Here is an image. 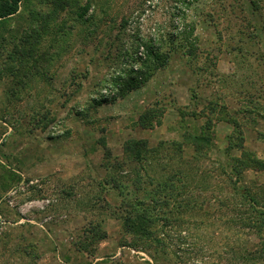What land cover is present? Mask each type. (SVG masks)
Listing matches in <instances>:
<instances>
[{"label": "rangeland", "instance_id": "1", "mask_svg": "<svg viewBox=\"0 0 264 264\" xmlns=\"http://www.w3.org/2000/svg\"><path fill=\"white\" fill-rule=\"evenodd\" d=\"M183 23L194 25L188 43L180 38ZM148 41L160 46L157 60L146 52ZM56 66L57 74L50 69ZM128 67L145 72L115 99H129L122 112L124 120L131 114L126 125L139 129L137 118L143 115L146 123L158 118L163 133L171 131L160 138L172 146L163 145L161 158L142 163L155 177L164 175L161 166L166 173L184 167V186L175 182L180 192L175 202L199 206L173 224L158 222L165 248L120 232L108 239L104 258L94 264H260L241 255L259 246L262 235L236 219L245 211L244 189L264 186V171L248 161L264 159V0H21L15 14L0 18V212L5 220L0 264H92L100 254L102 219L109 211L118 213L100 201L101 194L99 200L73 201L87 219L81 229L69 230L67 217L51 215L54 204L44 211L30 206L27 211L35 216L22 221L3 193L18 180L9 172V159H19L20 147L35 131L65 132L67 117L76 111L83 115L82 107L94 117L93 98L108 85L115 90L112 79ZM70 79L78 90L67 89ZM56 95L60 100H53ZM142 105L151 108L148 116L145 109L138 111ZM182 135L189 137L184 145ZM101 142L105 145V138ZM123 158L129 161L118 174L146 179L144 171L133 169L138 164L132 156ZM69 204L62 205V214L72 212ZM45 213L52 217L40 227ZM120 245L124 249L111 257Z\"/></svg>", "mask_w": 264, "mask_h": 264}, {"label": "crops", "instance_id": "2", "mask_svg": "<svg viewBox=\"0 0 264 264\" xmlns=\"http://www.w3.org/2000/svg\"><path fill=\"white\" fill-rule=\"evenodd\" d=\"M50 69L56 74L61 70L58 66ZM59 85L60 82H58ZM78 86L70 79L66 87L67 89L78 90ZM53 100H60V97L53 96ZM128 100L123 96L122 99L95 105L93 106V109H96L94 117H90L89 107H82L79 111H82L83 115L76 111L67 117L65 120L67 130L65 132L54 133L40 128L42 130L35 131L33 134L35 136L30 143H24L20 147L19 159L13 157L9 159L11 176L15 174L13 172H16L15 176L18 179L16 183L23 185V190L15 198L14 206V209H17L21 214L19 219L30 221L35 216H30L27 211L30 207L27 204L29 201L49 198L51 200L49 205L54 204L55 206L54 214L51 215L58 214L57 216L67 217L68 221L66 222L69 224V230H76L84 227L87 215L85 210H81L82 207H75L77 205L73 202L74 200L82 204L90 201V199L99 200L95 197L101 194L102 200L110 204L112 208L120 203L121 192L115 187H110L104 180L110 175L117 178V172L125 171V169L120 170L121 167L118 165L122 158L127 155L123 149V142L138 138L148 139V142L151 140L158 141L161 139L160 137L165 138V134L171 132L167 129L163 133L164 130L161 131L162 129L158 128L162 126L158 125V118L156 117L152 123L154 125L141 126L139 124V129L134 125H126L130 121L131 114L126 115L127 120H124L122 112L125 109L124 104ZM177 102L178 104L181 103L180 100ZM185 102L187 103L186 100H183L181 104L184 105ZM121 107H123L122 111ZM146 108L145 105H142L138 111ZM120 112L121 116L118 115ZM137 121L139 122L138 118ZM99 123L102 125L100 126ZM74 124H78V126ZM164 127L167 128L166 125ZM110 129L112 131H109ZM150 132H154V135L148 137ZM5 135H9V131H6ZM103 138L106 141L105 145L101 142ZM9 179L11 180L12 177ZM99 181H102L105 188L99 184ZM10 186L6 188L3 195L10 190ZM68 202L72 212L62 214L61 211L64 210L62 205H66ZM35 209L38 210L36 207ZM102 222L106 237L101 239L97 248L100 254L94 256L92 264L104 258L103 252L108 244V239L121 232V220L114 213L107 212ZM15 223H20V221ZM67 231L64 230V232ZM124 247L120 245L116 248L111 257L120 254Z\"/></svg>", "mask_w": 264, "mask_h": 264}, {"label": "trees", "instance_id": "3", "mask_svg": "<svg viewBox=\"0 0 264 264\" xmlns=\"http://www.w3.org/2000/svg\"><path fill=\"white\" fill-rule=\"evenodd\" d=\"M20 2L21 0H2L3 4L0 5V18L15 14ZM183 19L185 18L183 17ZM193 29L194 25L191 23L182 24V29L180 31V38L182 41L185 43L189 42V36L192 34ZM143 45L147 54L153 56L156 60L160 57L159 45L150 41ZM125 65L127 66L126 63ZM159 65H162V63H158V66ZM144 72V68L133 69L132 67L125 69L124 73L119 72V75L112 79L115 90H112L107 83L113 94L111 96H109V94L104 96L99 92V95L93 98L94 104L98 105L103 102H111L114 101L119 94L125 95L123 93L130 90V88L142 78ZM249 102H252V100L250 99ZM149 110H151L150 107L146 108L143 112L144 115H147ZM178 114L180 116L181 112ZM151 118L153 119V117ZM145 119L146 117L144 118L143 115L139 116V124L141 126L152 125V120L146 123ZM182 137V144L184 145L188 142L189 137L188 135H182ZM200 138L203 137L201 136ZM204 140H206L205 137L203 138V141ZM163 145L172 146V143L167 139L161 138L155 143L154 147H148L147 139L125 140L123 142L124 151L130 157L132 156L133 160L138 164V167H134L133 169L137 170V172L144 171L142 174H145L146 179L143 180L141 175L137 173L133 178L118 174L119 176L117 175V178L110 175L108 176L109 178L105 177L104 180L110 187H115L121 192V201L116 206L117 208H114L115 210L117 209L118 213L112 211V213L121 220V232L132 236L135 235L138 239H149L160 248L164 247L165 243L157 236L160 231L157 227L158 222L161 221L164 226L173 224L174 219L177 218L180 220V214L185 215L187 210L190 211L195 209L196 206H199L196 201L190 202L189 200H183V203L175 202L174 195L180 193L175 182L180 185V187L184 186L183 180L186 178V173L184 172L186 170L184 167L172 168L166 173L165 171L168 169L164 167L165 165L161 166L160 171L164 172V175L155 177L153 175L154 169L148 170L149 168L147 165L142 163L143 160H149V157H151V160L161 158V156H158V150L162 148ZM177 153H181V149H179ZM128 161V159L124 160L123 158L121 163L118 164L121 170H124L122 165L128 164ZM238 161L240 160L234 158L235 165L239 164ZM248 161L252 163L255 169L264 171V159L250 157ZM237 170L236 166H232L231 171L235 175L237 174ZM99 184L103 185L102 187L105 188L102 181H99ZM139 193L147 195L148 199L139 196ZM243 197L244 199L241 203H246L245 211H243L239 217L237 216L236 223H238L240 227H245L250 232H255L259 237L262 235V237L258 241L259 246L253 247V249L249 250L247 253H242L241 259H248L252 260L253 263L259 262L262 264L264 262V186L257 190L244 189ZM100 201L106 204L104 200ZM218 205L223 206L222 204ZM174 214H177V217L174 218ZM188 216L191 217L193 214H189ZM96 231L97 234L100 230L97 229ZM105 237L106 231L102 229L97 240L104 239ZM124 245L131 247L128 244Z\"/></svg>", "mask_w": 264, "mask_h": 264}, {"label": "built area", "instance_id": "4", "mask_svg": "<svg viewBox=\"0 0 264 264\" xmlns=\"http://www.w3.org/2000/svg\"><path fill=\"white\" fill-rule=\"evenodd\" d=\"M100 93L103 94L104 96H106L108 94H109V96H111L113 94V92L107 86L103 87L101 89ZM22 190H23L22 183H18L17 185L12 186L4 197L5 203L11 207H14L15 206V198H16L17 194L19 192H21ZM50 202H51V200L49 198H42V199H38V200H31L27 204L29 206L34 205L37 209L44 211L46 209V207L50 204ZM50 219H51V215L49 213H46L45 215H43V217L41 219H39L37 224L40 227H44L45 223H47L48 220H50ZM4 222H5L4 218L0 215V223H4Z\"/></svg>", "mask_w": 264, "mask_h": 264}]
</instances>
